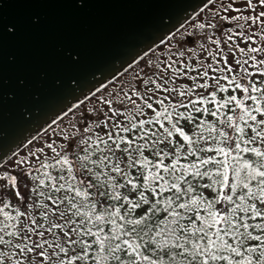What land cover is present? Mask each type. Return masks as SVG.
<instances>
[{"label": "snow or ice", "instance_id": "1", "mask_svg": "<svg viewBox=\"0 0 264 264\" xmlns=\"http://www.w3.org/2000/svg\"><path fill=\"white\" fill-rule=\"evenodd\" d=\"M219 10L225 13L221 20L244 21L249 28V33H243L245 41L255 39L250 33L259 25L256 33L261 43L247 51L264 57V0H225ZM229 10L235 14L228 15ZM30 22L38 25L39 17L33 15ZM19 29L16 20L0 14V35H15ZM215 43L219 45L220 41ZM239 51L244 53L245 49ZM64 56L74 64L79 61L80 52L66 48ZM248 59L251 67L241 66L246 83H241L236 75L231 79L228 75L222 77L228 83L220 84L219 90L231 87V95L218 99L216 91H210L207 96L194 97L204 103L211 98V115L219 116L220 122L232 129L233 136L224 127L215 135V124L199 117L201 124L195 126L194 145L185 128L178 126L179 119H174L186 115L184 111H175L178 104L166 106L159 99L160 108L155 109L144 93L131 87L129 93L140 100L139 104L129 99V93L121 94L125 101L135 105L137 115L143 116L145 107L152 109L147 119L151 127L145 126V119H136L132 113L125 114L123 108L115 107L111 98L101 97V107L106 106L111 115L100 113L95 121H85L82 131L87 135L76 129L84 147L77 150L75 157L63 147L57 152L56 145L48 143L46 147L56 157L51 164L47 159L37 164L40 174L33 171L26 158H20L25 175L38 182L32 185L36 198L29 197L24 211L20 207L5 210L6 206L11 207L7 198L0 203V217L6 221L0 222V264H264V79L260 78L264 76V59L255 55ZM160 67L156 65L154 77L160 75ZM168 67L172 65L169 63L166 71ZM232 70L231 65L224 69ZM173 73H179V69L173 68ZM198 74L209 75L207 71ZM141 75L142 83L154 85L153 90L145 89L146 92L161 89L157 79L144 77L143 70ZM19 83L23 84V80ZM198 83H193L192 88ZM203 86H209L207 79ZM237 89L243 90V94L238 95ZM249 99L251 103H245ZM192 103L188 101L189 105ZM229 103L238 111L223 110ZM192 110L209 111L203 104ZM88 111L93 113L96 109ZM187 115L191 120L192 112ZM100 125L108 131L94 137L92 132ZM205 125L210 126L212 135L199 134L207 131ZM174 133L187 145L179 143ZM64 135L66 144L71 146L75 137L68 139ZM213 137V143L199 147L201 141ZM208 149H214L215 154H202ZM36 151L43 152L44 148ZM244 153L254 154L255 159ZM192 156L195 158L187 161L180 159ZM74 158L79 161V176ZM51 169H58L62 175L54 177ZM0 175L8 180L14 196L23 199L20 177L7 171ZM37 186L47 189V195L44 191L35 192ZM202 189H210L211 193L205 195ZM35 207L44 210L33 216L28 210ZM21 217H25L22 227Z\"/></svg>", "mask_w": 264, "mask_h": 264}, {"label": "water", "instance_id": "2", "mask_svg": "<svg viewBox=\"0 0 264 264\" xmlns=\"http://www.w3.org/2000/svg\"><path fill=\"white\" fill-rule=\"evenodd\" d=\"M210 1L0 0L20 25L0 35V165Z\"/></svg>", "mask_w": 264, "mask_h": 264}, {"label": "rangeland", "instance_id": "3", "mask_svg": "<svg viewBox=\"0 0 264 264\" xmlns=\"http://www.w3.org/2000/svg\"><path fill=\"white\" fill-rule=\"evenodd\" d=\"M223 3H225V0H212L209 2L188 22L163 39L158 45L141 56L138 60L131 63L124 71L117 74L92 95L70 109L66 114L53 122L49 127L0 165V174L7 171L12 175L20 177L19 191L23 197V199L15 197L13 190L9 187L8 180L3 177V175H0V203L7 198L12 203L21 206V208H27V204L30 201H26V195L31 187V176L25 175V165L19 164L20 158H26L29 166L32 167L34 171L37 168V164L43 163L45 159L54 158L56 156V153H53L50 148L46 147L48 143L56 145L57 152H60L61 147H63L65 152L74 154V152L82 146V144L79 143L80 137L76 135V129H80L82 135H87L82 131L85 126V121L89 118L95 121L100 113L111 115V113L107 112L106 106L101 107V97H103L104 100L111 98L115 107L123 108L126 112L133 109L135 105L125 101L121 93H129L131 87H135L137 91L144 93V95H152L153 93L160 92L161 97L164 95L167 100L170 97L172 100H177V102H179V100H183L180 99V97L183 96L182 93L188 94L190 92V90H184L188 86L187 84L190 77L187 80L181 73H173V68L178 69L177 63L191 60L194 64L204 68L209 73V76L215 71L220 72L219 61L221 58L222 61L226 60L232 63L233 55L228 48L224 50V53H220L218 47L222 48V46H220L222 45L221 42L228 40L229 36L234 37L237 31L248 30L249 33V28L244 25V21L242 20H221L220 17L225 13L219 10V6ZM214 12L216 15H213ZM227 14L234 15L235 13L229 10ZM197 22H199V25ZM208 24L213 26L209 28L206 26ZM248 24L250 25L251 22H248ZM200 25L205 26L201 27ZM230 28L232 29L231 32L228 31ZM258 28L259 25H256L250 33H254L255 39L249 43L246 50L261 43L259 35L256 33V29ZM209 37H211V39H209ZM217 39L220 41L219 45L215 43ZM177 53H182V55H177ZM253 55H255L257 59H262L259 53L254 54L248 51L241 56L243 58L246 56L247 60L250 61L248 58ZM213 56H215V60H213ZM169 63L172 67H168L166 71V66L169 65ZM157 64L161 65L159 69L160 75L154 78H157V81L160 83L168 82L169 85L167 90L163 91L164 93L161 92L162 89L154 90L155 92H146L145 89H150V83L144 84L141 82V70H143V76L151 80L153 79L152 73L157 71ZM207 65H212V67L208 68ZM149 69L151 71H149ZM181 85H183V87H181ZM117 97H119V100H117ZM129 99L135 101L137 104L140 103V100L135 96H131L130 93ZM89 108H95L96 112L90 113L88 111ZM109 121L112 122L111 120ZM97 129L100 130V126L97 127ZM65 133L68 139L75 137V139L71 141V146L66 144ZM40 148H44V151L37 152L36 150ZM33 153H35V155H32ZM28 211L35 216L36 208L29 209ZM36 219L39 221L37 217ZM23 221L25 222V218Z\"/></svg>", "mask_w": 264, "mask_h": 264}, {"label": "trees", "instance_id": "4", "mask_svg": "<svg viewBox=\"0 0 264 264\" xmlns=\"http://www.w3.org/2000/svg\"><path fill=\"white\" fill-rule=\"evenodd\" d=\"M243 33H248V30L237 31L235 33V36L232 37L231 40L228 39V40H226L224 42H221L222 45H220V46H222V48L218 47L220 53H224V50L226 48H228V50L233 55V62L232 63H230L228 61H226V62L222 61V58L220 59V61H219L220 72L215 71V72L212 73L211 76H209V75L208 76H200L198 73L201 72V71H206V70L204 68L194 64L193 62H191V60L190 61H183L181 63H177V65H178L177 68L179 69V73H181L183 77L187 78V80L190 77V80H188V84H187L188 86H187L186 89H184V90H190V92L188 94H183V96L180 97V99H183L182 101L179 100V102H177V100H172L170 97L167 100L164 97V95L161 97L160 92L159 93H153L152 95H150V94H148V95L145 94L144 95V98L148 99L149 102L154 105L155 109H159L160 108V104L158 103L159 99H163L164 100V105H166V106L172 104L173 102L178 104L179 107L177 109H175V111H184L186 113V115L183 118L174 117V119H179V125L178 126H182V127L185 128V131L187 133H189V135L191 136L192 143L194 145L196 144V135H195L196 128H195V126L201 124V120L199 119V117H203L205 120L211 122L212 124H215V127L217 129V131L215 132V135H219L218 129H220L221 127H224L225 131L228 132L229 136H233L234 135L233 131H232V129L230 127H228L227 125H224V124H222L220 122V117L219 116L213 117L211 115V111L214 108V106H213V104L211 102V98H208L207 102L204 103V102L195 100L194 97L195 96H207V93L210 92V91H216L218 99H223L225 95H231L232 92H233V89L231 87L226 88L224 91H220L219 90V85L220 84L228 83V81H225L222 78L224 75H228L229 79H231V77L233 75H236L241 83H246V80L244 78V73L241 70V66L243 65V66H247V67L250 68L251 67V61H248L246 56H245V58H243L241 56L243 53H241L239 51V49L240 48H244L245 49L244 53H247L246 48H247V46H249V43H251V42L245 41L243 39ZM253 35H254V33H253ZM234 46H237V47H234ZM262 59H264V57H262ZM190 65H195L196 67H190ZM228 65H231L233 70L230 71V72H225L224 69H226L228 67ZM152 77L154 79L153 75H152ZM249 78L250 79H254L255 77H249ZM260 78L264 79V76H262ZM206 79L209 81V86L207 88H205L203 86V81L206 80ZM197 82H199L198 86L196 88H192V84L193 83H197ZM161 84H162V87H161L162 91L161 92H163L164 90H167V87H168L169 83L168 82H162ZM153 89H154V85L150 84V89L149 90H153ZM158 90H160V89H158ZM236 92H237L238 95H242L243 94V90H241V89H237ZM251 94H252L251 90H249L248 95L251 96ZM189 100L193 101V103L191 105L188 104ZM245 103H251L250 99L245 101ZM201 104H203V107H207L209 109V111L208 112H203L202 110L201 111H193L192 110L193 108H200ZM133 109H131L128 112H126V110H124V112H126L125 114L132 113V115L135 116L136 119H141V118L145 119V121H146V125L145 126L146 127H151V125L147 124V119L152 114V109H148V108L145 107L143 116L137 115V113ZM223 110H225V111H234V112L238 111V109H233L231 103L225 105ZM189 111L192 112V119L191 120L188 119V115H187ZM119 118H120L119 115H117L116 119H119ZM109 123L111 124L112 122L109 121ZM121 123H124V121L122 120ZM164 123L166 125L167 121H164ZM156 127L159 128V125H157ZM204 127H205V129H207V131H201L199 134L203 135L205 137H207L208 135H212V131H211L210 126L209 125H205ZM104 131H108V130L104 129L103 126L100 125V130H98L96 128L93 131V136L94 137L98 136V135L101 134V132H104ZM160 131L162 132V129H160ZM245 131H246V135L247 136L251 135L250 130L246 129ZM174 136H175L176 140L179 143H181V144H183L185 146L187 145V142L183 141V139L181 137H179L178 134L174 133ZM213 142H214V137H213V140H207V139L203 140V141L200 142L199 147L202 148L204 143L211 144ZM223 143L226 146H231L228 141H223ZM83 147L84 146L82 145L79 149H83ZM161 147H164V145L162 144ZM168 150L169 151L172 150L171 149V145L168 146ZM76 153H77V151L74 152V154H71V155L73 157H75ZM145 154L149 155V156H152L151 152H146ZM202 154L212 155V154H215V150L214 149H208L206 152H204ZM244 155L247 158H249V159H255L254 154L244 153ZM119 156H120V153L117 152V157L119 158ZM194 158L195 157L192 156V157H188V158L181 157L180 159L187 161V160L194 159ZM52 159L53 158L47 159L49 161V164H51V160ZM73 163H74V165H75V167L77 169V175L79 176L80 175V173H79V161L74 158L73 159ZM34 171H36L37 174H40V170L38 168H36V170H34ZM51 171L53 172L54 177H59L60 175H62V173L58 169H51ZM133 175H135V171L134 170H133ZM204 180L206 181L207 178H204ZM47 183H50V182L46 181V184ZM30 184H31V187L27 191V195H26V199L27 200L26 201L29 200V197H31L33 200L36 198L34 196V194H33L32 185L33 184H37L38 185V182L35 181L33 179V177H30ZM39 191H44L45 196L47 195V189L43 188L42 186H37L36 187L35 192H39ZM202 191L205 192V195H209L211 193L210 189H202ZM62 194H67V193L66 192H62ZM3 201L1 203H3ZM45 202L48 203L47 201H45ZM10 204H11V207L6 206L5 210L12 211V210H14L15 207H20L21 208V206L16 205L15 203H12L11 201H10ZM220 206H221L220 204H217V207H220ZM35 208H36V212L44 210V209L39 208V207H35ZM24 210H25V208H21V211H24ZM24 218L25 217H21L20 218L19 226H21V227H22V225L24 223V221H23ZM37 218L39 219V217H37ZM0 222L6 223V221L4 220L3 217H0Z\"/></svg>", "mask_w": 264, "mask_h": 264}]
</instances>
